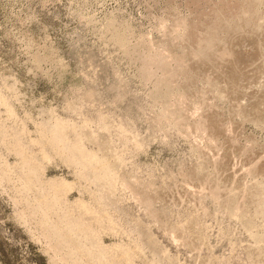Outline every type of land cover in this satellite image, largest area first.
<instances>
[{
    "label": "rangeland",
    "instance_id": "rangeland-1",
    "mask_svg": "<svg viewBox=\"0 0 264 264\" xmlns=\"http://www.w3.org/2000/svg\"><path fill=\"white\" fill-rule=\"evenodd\" d=\"M256 161L264 0H0V264H264Z\"/></svg>",
    "mask_w": 264,
    "mask_h": 264
},
{
    "label": "bare ground",
    "instance_id": "bare-ground-1",
    "mask_svg": "<svg viewBox=\"0 0 264 264\" xmlns=\"http://www.w3.org/2000/svg\"><path fill=\"white\" fill-rule=\"evenodd\" d=\"M123 43V42H122ZM153 55H149V57H151V59L152 58H154V57H152ZM168 59V58H167ZM170 59V58H169ZM164 60V59H163ZM166 60V59H165ZM155 61H157V59H155V60H153L147 67H149V69H150V65L153 63V62H155ZM166 62V61H165ZM171 63V62H170ZM168 65V63L166 62V66ZM153 66V65H152ZM162 66V65H161ZM171 66V65H170ZM152 68V67H151ZM151 70V69H150ZM181 105V104H180ZM192 108V107H191ZM198 107H196L195 109H197ZM198 110V109H197ZM186 116V115H185ZM184 116V117H185ZM190 116V115H189ZM168 117V116H167ZM187 117V116H186ZM262 117V116H261ZM200 120L203 122V124H204V126H205V122H206V116H204L203 114L202 115H200ZM179 119V118H178ZM186 120V119H185ZM179 122V121H178ZM187 125H189V124H187ZM186 125V126H187ZM192 126V125H191ZM189 127H190V125H189ZM206 133V132H205ZM209 136V135H208ZM224 161V160H223ZM260 161V160H259ZM262 165H263V167H264V164L262 163ZM261 164H259L258 163V161H256V165L253 167L254 168V172H256V173H258L259 172V170H261V166H262ZM261 171H264V170H261ZM262 173V172H261ZM260 173V174H261ZM263 177V180H262V183H264V176H262ZM261 183V184H262ZM263 190H264V186H263ZM258 201H259V204L261 203L262 204V208H260V210H259V212L260 213H262V214H264V194H263V196H261L259 199H258ZM235 214H236V212H235ZM244 220V223L246 224V226L248 227V228H250L252 225H251V221L250 220H248V219H243ZM253 236L254 237H258L257 236V234H253ZM258 238H260V236L258 237Z\"/></svg>",
    "mask_w": 264,
    "mask_h": 264
}]
</instances>
